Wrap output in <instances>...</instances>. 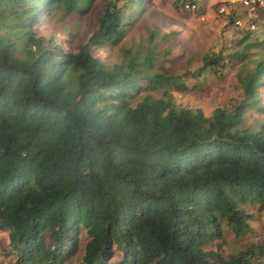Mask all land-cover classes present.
Here are the masks:
<instances>
[{
  "label": "trees",
  "instance_id": "16d2710c",
  "mask_svg": "<svg viewBox=\"0 0 264 264\" xmlns=\"http://www.w3.org/2000/svg\"><path fill=\"white\" fill-rule=\"evenodd\" d=\"M92 2L0 0V262L65 264L83 240L77 264H264V239L226 254L222 240L223 226L251 232L247 204L264 210V122L241 127L264 86V39L247 46L242 101L204 115L170 90L225 66L219 55L166 74L152 50L111 64L91 54L123 39L141 0H101L85 42L68 37L75 51L34 30Z\"/></svg>",
  "mask_w": 264,
  "mask_h": 264
},
{
  "label": "rangeland",
  "instance_id": "374dc122",
  "mask_svg": "<svg viewBox=\"0 0 264 264\" xmlns=\"http://www.w3.org/2000/svg\"><path fill=\"white\" fill-rule=\"evenodd\" d=\"M142 10L134 13L135 22L123 39L114 46L90 47L91 54L106 64L120 62L130 54L141 57L152 50L155 62L153 71L166 74H182L196 72L202 65V57L219 55L225 66L215 72L201 70L198 75L186 77L187 89L170 90L174 102L184 108H200L208 115L214 107H228L239 104L243 97L240 78L249 62L247 57L255 54L253 42L264 39V24L261 19L257 29L251 31L248 39L243 40L245 32L235 30L227 15L216 14V7L224 6L228 10L234 8L238 16H245L238 0H199L204 19L185 13L173 4L176 0H141ZM202 2V4H201ZM101 0H93L85 14L75 12H56L43 23L36 26L37 34L52 35L60 48L75 51L67 43L71 39L75 44L85 42L88 35L96 28V18L100 14ZM136 14V15H135ZM154 31L152 37L151 32ZM260 48L262 47L259 46ZM244 52L245 60L234 57V52ZM153 96L158 91L150 92ZM258 104L246 108L243 112L241 127L251 130L264 122V86L258 88ZM245 211L252 215L249 221L251 232L243 237H236L231 230L223 226L222 240L224 253L240 249L245 243L264 239V210L257 211L255 205L245 206ZM6 243V233L0 232V251ZM83 240L75 257L65 264H77L81 255ZM3 251L5 249L3 248ZM3 255L4 264L9 256ZM2 258V257H1ZM113 257L109 262H115ZM0 264H2L0 262Z\"/></svg>",
  "mask_w": 264,
  "mask_h": 264
},
{
  "label": "built area",
  "instance_id": "2783aa9c",
  "mask_svg": "<svg viewBox=\"0 0 264 264\" xmlns=\"http://www.w3.org/2000/svg\"><path fill=\"white\" fill-rule=\"evenodd\" d=\"M245 16H238L234 8L228 10L224 6L216 7V14L227 15L233 27L240 30L254 31L257 29L259 19L264 24V0H238ZM177 8L185 13H190L204 19V13L199 0H176Z\"/></svg>",
  "mask_w": 264,
  "mask_h": 264
},
{
  "label": "crops",
  "instance_id": "0c3cea01",
  "mask_svg": "<svg viewBox=\"0 0 264 264\" xmlns=\"http://www.w3.org/2000/svg\"><path fill=\"white\" fill-rule=\"evenodd\" d=\"M201 4H202V2H201ZM202 7V6H201Z\"/></svg>",
  "mask_w": 264,
  "mask_h": 264
}]
</instances>
